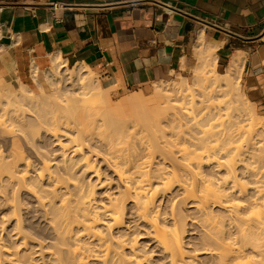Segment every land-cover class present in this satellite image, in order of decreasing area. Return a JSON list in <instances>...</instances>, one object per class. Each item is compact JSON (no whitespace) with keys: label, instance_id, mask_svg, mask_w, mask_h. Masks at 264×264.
I'll list each match as a JSON object with an SVG mask.
<instances>
[{"label":"bare ground","instance_id":"1","mask_svg":"<svg viewBox=\"0 0 264 264\" xmlns=\"http://www.w3.org/2000/svg\"><path fill=\"white\" fill-rule=\"evenodd\" d=\"M207 47L200 52L215 56ZM214 59L194 70L218 98L198 102L185 81L159 83L154 102H124L154 108L144 118L113 105L87 66L61 58L44 71L49 90L11 89L7 105L17 106L0 110L11 144L0 148V208L16 243L0 235V264H159L138 240L141 227L165 264H264V116L235 99L238 60L218 74ZM25 198L44 228L29 226ZM187 205L200 229L193 248Z\"/></svg>","mask_w":264,"mask_h":264},{"label":"crops","instance_id":"2","mask_svg":"<svg viewBox=\"0 0 264 264\" xmlns=\"http://www.w3.org/2000/svg\"><path fill=\"white\" fill-rule=\"evenodd\" d=\"M54 58L125 88L191 76L206 58L225 74L238 60L264 116V0H0V73L34 82Z\"/></svg>","mask_w":264,"mask_h":264},{"label":"rangeland","instance_id":"3","mask_svg":"<svg viewBox=\"0 0 264 264\" xmlns=\"http://www.w3.org/2000/svg\"><path fill=\"white\" fill-rule=\"evenodd\" d=\"M63 63L67 66V64L65 62H63ZM80 66H82V65H80ZM67 67L70 68L73 66H67ZM210 69L211 68H208L206 70V73L208 74L206 76H210V74L212 73V70H210ZM192 70H193V75H191V76H190V70L188 69V70H185L184 72H181V73H173L171 76H169L165 80H161V81H157V82L155 81V82H151V83L144 85V86H136L133 88H125V87H120L118 85H116V86L111 85L109 81L103 79L100 75H98L93 70L92 71H93V74H94L96 80L100 83V85L104 88V90L108 94L110 93L109 97L112 98V99L111 98L110 99H111V102L113 105H117V104L121 103L124 106L123 111H125L127 113H131L133 115H137L140 118H144V117H148L149 115L155 113L154 108L146 109L142 106L138 107L137 105L132 106L129 104H128V106H126V105H124V102H126L128 99H130L132 97H142L145 100L154 102L157 99L155 96V93H152V92H154V87L156 86V84L157 85L159 83L162 84L163 82H166V81L171 82L174 80L177 83H183L185 81L189 85V87H191L192 89L195 90L194 91L195 93L194 92L193 93H194V95L196 94L195 99L198 102L201 101L202 96H204L205 93H206L205 97L213 96V98H218V96L220 94H218L217 92H212V90L209 88L206 91L203 89L201 91L200 87L203 83H200V80L198 79L199 78L198 75H200V73L195 72L194 68ZM217 71L221 74L224 73V69H217ZM0 75H2V76H0V88H1V91H0V110L2 108H8L10 111H12L14 109V107L17 106L15 104L8 106L6 101H7V97L10 96L9 92L11 89L16 88L17 91H19V92L24 90L22 88V86H20V85H22V83H24L26 85L28 90L33 91L37 95H39L41 93V87L46 89V90H49L51 88L48 80L46 79L45 72L38 73L37 81L34 80V82H32V81L22 82L14 76L1 74V73H0ZM237 82L240 84V88H239L240 91L238 92L240 96L237 95V97H239V99L237 97H235V99L238 100L237 103H240V104L242 103L245 108L249 109L251 112L256 113L253 109L254 106H253L250 98L246 95V93L244 92V90L241 87L240 76H239V79H237ZM153 84H155V85H153ZM209 90H210V92H207ZM236 93L237 92L235 91V96H236ZM207 94H209V95H207ZM233 94H234V91H233ZM243 94H244V96H243ZM196 96H197V98H196ZM208 97L206 99H208ZM153 102H151L150 105H152ZM244 102H248V103L245 104ZM28 104H30V103L28 102ZM207 104L208 103H206L205 105H207ZM247 104L249 106H246ZM10 114H12V112ZM1 115H2V113H1ZM258 116L263 117L261 114H259ZM260 120H262V119H260ZM0 148L4 154L10 152L11 144H10L8 138H1L0 137ZM24 153H25V156L30 155V157L32 158V161L34 160V158L32 156L33 154L29 148H24ZM83 179H84L85 183H87L86 178L84 177ZM87 179H89V178H87ZM90 182L92 183L91 179H90ZM90 182L88 181V184H90ZM94 190H95V188H94ZM101 191L102 190H100L99 187H96V190H95L96 196H97V194L101 193ZM1 201L2 200L0 199V203H1ZM23 203H24V208L31 209V214L29 215V220H28L29 226H31V228H33V230L42 229V227L44 226V223L40 222V219L37 220L39 217L37 218L36 215H38L39 212H37L38 209L35 208L34 202L30 199L27 200L25 198V199H23ZM183 211H184L185 217L187 218V220H186L187 232L185 233V236H184L185 246H186V248H189V247L193 248V246H195V243H197V241H198V237L200 235V229L195 223V220H194L195 215H194V212H192V210L190 209V205L184 206ZM3 213H6V210L3 208H0V235L2 234V239L4 242L6 241L7 243H11L12 245L13 244L15 245L16 240L13 237L14 232H9V231L13 230L15 222L12 221L9 224V223L2 221L1 216L3 215ZM3 223H4V225H3ZM144 231H145L144 228L141 227L139 232H137V233L141 234V237L138 238L139 242L141 244L143 243V245L145 244V247H147L146 250L152 251V256H151L152 261L157 262L159 264H165L166 261L164 262L162 260L163 259L162 254L160 255L159 250L157 248H154V245L152 244V242L147 241V240H150V238L146 237ZM8 239H10V240H8ZM199 257L201 259H206V256H204V255L203 256L201 255ZM37 258H35V259H37ZM38 259H40V258H38ZM39 261L40 260H38L37 262H39ZM1 264H8V263L2 261ZM39 264H41V261L39 262Z\"/></svg>","mask_w":264,"mask_h":264}]
</instances>
